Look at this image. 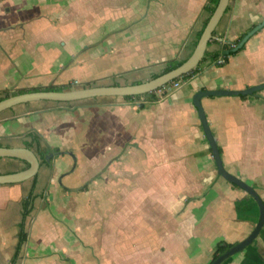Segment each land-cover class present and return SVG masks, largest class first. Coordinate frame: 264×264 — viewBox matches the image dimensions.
I'll list each match as a JSON object with an SVG mask.
<instances>
[{"label":"crops","instance_id":"1","mask_svg":"<svg viewBox=\"0 0 264 264\" xmlns=\"http://www.w3.org/2000/svg\"><path fill=\"white\" fill-rule=\"evenodd\" d=\"M208 5L0 0V98L22 89L155 78L192 55L211 16ZM263 19L264 0H230L206 58L179 88L156 91L158 100L97 97L2 111L0 146L31 148L40 168L28 180L0 185V264H211L219 241L246 238L258 205L219 175L193 96L264 84V28L216 63L224 43ZM202 104L226 170L264 201V89L205 97ZM26 163L0 158V174ZM105 196L119 206L101 208ZM256 239L222 264H264V227Z\"/></svg>","mask_w":264,"mask_h":264},{"label":"water","instance_id":"2","mask_svg":"<svg viewBox=\"0 0 264 264\" xmlns=\"http://www.w3.org/2000/svg\"><path fill=\"white\" fill-rule=\"evenodd\" d=\"M230 0H219L213 13L211 14L202 34L196 44V47L192 55L179 66L174 69L165 72L155 78H152L146 82L133 85H95L89 87H82L70 90L62 91H29L11 95L7 98L0 100V113L6 109L12 108L16 105L30 102H57V103H72L83 101L87 99L97 97H131L137 95L149 94L158 90L164 85L172 82L173 80L193 71L203 61L206 54L209 43L216 39L215 30L225 14ZM264 28V19L251 28L234 47L233 51L236 52L245 46L247 41ZM264 84L248 87L242 90H199L193 96V104L197 109L202 129L206 135V138L210 144L216 167L219 175L224 177L229 182L239 186L245 190L256 201L259 208V219L252 230V232L243 240L233 244L226 251L221 253L215 258L211 264H222L225 260L229 259L233 255L240 253L249 245H251L260 234L264 227V201L255 188L242 179L229 173L223 163L221 152L219 150L216 137L214 136L208 119L202 104V99L211 96H248L253 95L256 92L263 90ZM0 158H15L26 161L29 167L14 173L0 174V185L15 184L23 182L37 175L40 168V159L37 153L29 147H4L0 146Z\"/></svg>","mask_w":264,"mask_h":264},{"label":"trees","instance_id":"3","mask_svg":"<svg viewBox=\"0 0 264 264\" xmlns=\"http://www.w3.org/2000/svg\"><path fill=\"white\" fill-rule=\"evenodd\" d=\"M218 1H219V0H209V5L207 6V9H208V11H209L211 14L213 13V11H214V9H215V7H216ZM227 9H228V8H227ZM226 11H227V10H226ZM201 33H202V32H201ZM201 33H200L199 37L201 36ZM240 39H241V38H239L238 40H235V41L232 42V43L237 44V43L239 42ZM233 49H234V47L231 46V43H224V44H223V55H224V57L226 58V61L228 60V58H229L230 56L236 54L238 51L243 50L244 47H242L240 50H238V51H236V52H234ZM205 58H206V56H204V59H205ZM213 59H217V57H213ZM182 63H183V62H182ZM182 63H181V62H173V63H170V64L164 69L163 73L168 72V71L174 69L175 67L179 66V65L182 64ZM197 68H198V67H197ZM197 68H195L193 71H191V72H189V73H187V74H185V75H183V76H181V77H179V78H177V79H175V80H173V81H176V80H178V79H186V78L189 77L192 73H194V72L197 70ZM156 77H157V76H156ZM88 85H90V84H86L85 86H88ZM65 89H70V88H68V87H55V86H52V87H46V88L22 89V90H17V91L12 92V93H11V92H8V93H6L2 98H0V100H2V99H4V98H7V97H9V96H11V95H15V94H19V93H24V92H29V91H39V90H45V91H52V90H54V91H62V90H65ZM155 92H156V91H153V92H151V93H149V94H145V95H149L153 100H158L159 96L156 95ZM145 95H137V96H131V97L129 96V97H125V98H127V99H130V98H138V97L145 96ZM242 97H246V96H242ZM34 142H36L37 144H39L37 138L34 139ZM26 166L29 167V164L26 163ZM34 179H35V178H34ZM30 196H31V194H30ZM30 196H29V197H30ZM29 197H28V199H29ZM28 199L25 200V202H24L25 204L28 203ZM20 231H21V232H20V245H21V244L23 243V241L26 239V235H25V233H24V225H23V223H22V225H21V230H20ZM231 246H232V244H230V243H227V242H225V241H219V242L217 243V245H216V248H215V251H214V254H213V259H212V261H213L215 258H217L221 253H223V252L226 251L228 248H230Z\"/></svg>","mask_w":264,"mask_h":264},{"label":"built area","instance_id":"4","mask_svg":"<svg viewBox=\"0 0 264 264\" xmlns=\"http://www.w3.org/2000/svg\"><path fill=\"white\" fill-rule=\"evenodd\" d=\"M231 46H232V47H235L236 44L231 43ZM225 62H226V58H225L223 55L220 56V57L216 60V63H217V64H220V65L224 64ZM182 83H183V79H178V80H176V81H172V82H170V83L164 85L163 87L159 88V89L156 90V91L159 92V93H164V92H165V93H169V92H172V91H174L175 89L179 88L180 85H181ZM73 84L78 85L79 82H78V81H74Z\"/></svg>","mask_w":264,"mask_h":264},{"label":"rangeland","instance_id":"5","mask_svg":"<svg viewBox=\"0 0 264 264\" xmlns=\"http://www.w3.org/2000/svg\"><path fill=\"white\" fill-rule=\"evenodd\" d=\"M98 85V84H97ZM89 86H95V85H88V86H79V88H82V87H89ZM71 89V88H70ZM70 89H65V90H70ZM76 89V88H75ZM5 95V94H4ZM40 102H46V101H40ZM79 102V101H78ZM78 102H72V103H74V105L75 104H77ZM79 104V103H78ZM62 176H60V178H61ZM100 203V207L101 208H103V209H106V208H110L111 210H113V209H115L114 208V205H117V207L119 206L118 205V200H113L112 198L110 199V200H108L107 199V196H105V198H104V202L103 201H101V202H99ZM126 219V221L128 222V220L129 221H131V219L132 220H134L135 218L132 216H128L127 218H125ZM146 220H144V222H145ZM132 230H134V229H132ZM257 240V239H256ZM255 240V241H256Z\"/></svg>","mask_w":264,"mask_h":264}]
</instances>
